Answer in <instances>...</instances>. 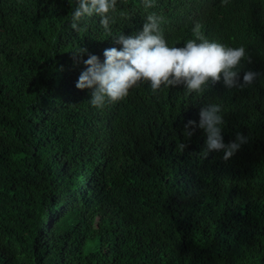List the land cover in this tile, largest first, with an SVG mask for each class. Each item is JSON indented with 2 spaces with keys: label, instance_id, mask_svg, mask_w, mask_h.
I'll return each mask as SVG.
<instances>
[{
  "label": "trees",
  "instance_id": "16d2710c",
  "mask_svg": "<svg viewBox=\"0 0 264 264\" xmlns=\"http://www.w3.org/2000/svg\"><path fill=\"white\" fill-rule=\"evenodd\" d=\"M76 4L0 0V264H264V0H118L111 34L95 14L73 30ZM152 12L169 45L198 22L243 46L238 84L142 82L92 106L73 53L102 62ZM209 105L225 144L245 137L227 160L198 126Z\"/></svg>",
  "mask_w": 264,
  "mask_h": 264
},
{
  "label": "clouds",
  "instance_id": "9594fccd",
  "mask_svg": "<svg viewBox=\"0 0 264 264\" xmlns=\"http://www.w3.org/2000/svg\"><path fill=\"white\" fill-rule=\"evenodd\" d=\"M227 2L222 0L224 5ZM143 3L146 9L154 7V0H143ZM117 4L118 0H77L70 26L79 31L80 21L95 14L100 17L99 22L104 31L111 34L110 26L115 23ZM164 22L163 16L155 12L148 14L141 30L133 35L121 32L113 38L114 43L122 47L106 48L102 62L91 53L86 60L83 59L82 55L87 49H78L73 53L74 63L85 65L76 87L81 90L91 89L92 106L103 108L106 102L121 101L128 96L130 89L142 82H148L153 93L183 84L189 93L198 94L204 92L209 81L216 83L221 77L227 87L238 84V69L242 59L247 57L243 46L233 48L206 39L198 22L192 29L195 39L187 40L183 47L169 45L161 27ZM255 76L256 73L252 71L245 72L244 84H251ZM219 112V105L202 108L198 126L207 133V149L223 150V159L227 160L245 142V137L238 133L235 141L225 144L219 127L223 123ZM188 123L195 125V121ZM180 147L182 149L184 146Z\"/></svg>",
  "mask_w": 264,
  "mask_h": 264
}]
</instances>
